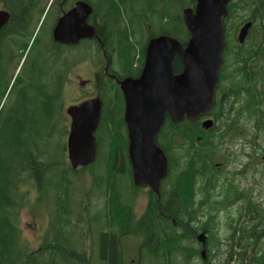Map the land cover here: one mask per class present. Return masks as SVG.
Segmentation results:
<instances>
[{"label":"trees","instance_id":"obj_1","mask_svg":"<svg viewBox=\"0 0 264 264\" xmlns=\"http://www.w3.org/2000/svg\"><path fill=\"white\" fill-rule=\"evenodd\" d=\"M50 1L58 9L57 18L77 0H0V9L10 13L0 29V264H95L94 251L96 264H119L124 240L131 236L153 242L142 247L147 250L143 264L194 263L202 249L183 246L180 229L173 230L161 210L170 214L169 183L174 173L182 186L187 181L182 168L174 172V165L195 163L211 170L220 136L205 133L199 119L185 118L175 124L167 118L157 142L168 156L169 172L161 197L157 199L151 191L150 210L142 219L136 218L134 208L143 188L133 182L119 80L140 74L150 37L166 33L183 44L189 40L183 10L194 7L197 0H85L93 7L90 20L97 35L74 45L54 40V23L48 35L42 34L46 20L35 35ZM247 21L252 26L240 43L237 29ZM224 26L226 46L216 89L220 94L244 96L235 114L245 117L235 127L228 117L224 123L228 128H243L247 118L255 117L260 126L264 119V0H230ZM103 50L108 71L104 67L95 72L97 94L103 101L97 157L87 166L73 168L67 148L68 73L89 51ZM174 70H182L178 57ZM220 106L218 98L213 106L218 116ZM32 201L47 216L36 249L26 239L20 219ZM175 235L176 242L169 244ZM249 250L230 248L225 264H264V248Z\"/></svg>","mask_w":264,"mask_h":264},{"label":"water","instance_id":"obj_2","mask_svg":"<svg viewBox=\"0 0 264 264\" xmlns=\"http://www.w3.org/2000/svg\"><path fill=\"white\" fill-rule=\"evenodd\" d=\"M229 2L197 0L194 7L184 8L189 40L183 44L166 33L150 37L140 74L119 80L125 102L132 177L138 187L149 186L159 194L162 181L168 175V156L157 142L166 119L169 117L176 123L185 118L194 120L214 105L226 46L224 17L228 14ZM92 12L89 2L78 0L57 21L54 39L71 45L96 36V27L89 22ZM9 18L10 13L0 9V29ZM251 26L252 21H247L239 29L240 43L245 42ZM176 57L182 63L178 73L174 70ZM102 107L103 101L98 94L67 107L70 117L67 148L73 168L87 166L97 157L96 132ZM202 124L208 128L214 121L206 119Z\"/></svg>","mask_w":264,"mask_h":264},{"label":"flooded vegetation","instance_id":"obj_3","mask_svg":"<svg viewBox=\"0 0 264 264\" xmlns=\"http://www.w3.org/2000/svg\"><path fill=\"white\" fill-rule=\"evenodd\" d=\"M77 1L74 2L73 7ZM67 12L60 11L61 14L56 18L58 9L52 8V1L47 4L44 18L51 20V26L54 23L52 36L57 21ZM90 17L89 22L92 23ZM51 26L49 32L44 33V35L50 33ZM241 27L242 25L238 27L237 32ZM105 69L107 72L106 67ZM215 97V102L220 98L221 106L217 107L220 115L214 113L213 105L211 110L201 114L196 119L200 120L202 126V122L206 119L214 121L211 127L206 128L203 126V131L207 134H218L220 136V140L214 138L220 141L217 146V153H219L217 159L213 162L211 170L207 169L206 166H199L195 163L174 165V172L178 168H182L187 176V181L182 186L178 183L180 177L177 176V173H174L169 183V194L173 195L168 203L170 214H164L161 210L163 218L172 222L173 230L180 229L179 239H181L180 242L183 246L202 249L201 264H209L212 257L210 248L212 247L264 248L263 189H260L257 194L258 185L264 183V119L260 126L257 125L255 117H249L247 118V127L228 128L224 123L226 117L233 121L234 127L238 122L243 123L245 117H239L235 113L240 106H243L244 96L220 94L216 89ZM173 123L176 124V122ZM214 125L215 128H213ZM171 144L172 147L176 146L174 132L171 134ZM201 173H203L202 176L196 177L197 174ZM140 188L148 189L150 196H152L151 191L153 190L149 186ZM155 194L157 199L161 197L160 193ZM192 195L194 196L190 202L189 198ZM233 208H236L234 209L236 215L229 217ZM147 211L140 217L141 219ZM225 213L228 214L227 220L223 218ZM185 214L190 217L184 218L183 215ZM175 242L176 235L169 244L174 245ZM160 244L158 242L157 247ZM144 245H153V242L139 240L136 247L137 254L131 258L130 264H143L144 254L147 253L146 249H142ZM122 246V255L117 259H121L119 264H126L124 244ZM96 258L97 253L94 251L95 264Z\"/></svg>","mask_w":264,"mask_h":264},{"label":"rangeland","instance_id":"obj_4","mask_svg":"<svg viewBox=\"0 0 264 264\" xmlns=\"http://www.w3.org/2000/svg\"><path fill=\"white\" fill-rule=\"evenodd\" d=\"M44 20H46V18H44L43 21ZM40 21L37 26L39 27L37 33L39 32L40 27L43 24V21L41 23ZM50 26L51 20L47 19L43 25V28L41 29L42 34L49 32ZM76 54H80V51L78 50ZM105 65L106 62L102 51L101 53L89 51L88 56L85 60H83L82 62H78L73 66L71 71H69L67 78V106H69L70 104H74L84 98H90L97 95V88L95 85V72L98 69H104ZM10 98H12V95L10 96ZM258 188L259 189L257 191V194L260 192V189H263L262 192H264V183L262 185H258ZM153 202L154 199L152 196H150L149 190L143 189V191L140 192V197L138 198L135 206V213L137 218H140L145 213V211L150 208ZM234 209L236 208H233L230 211L231 215L229 217L236 215ZM223 218L227 220L228 214H223ZM20 219L23 233L26 236V239L35 249L38 248L41 243L44 230L47 227V216L45 211L35 206L34 201H32L29 203L27 208L23 210ZM139 240L140 238L132 236L124 240L126 264H130L129 262L131 258H133L137 254L136 247L139 244ZM229 249L230 248L227 247H212L210 252L213 251L212 253H215V256L211 257L210 264H225L229 256ZM249 251H252V247H250ZM201 262L202 258L200 256V258H196V261L191 264H201ZM230 264H234V261L230 262Z\"/></svg>","mask_w":264,"mask_h":264}]
</instances>
